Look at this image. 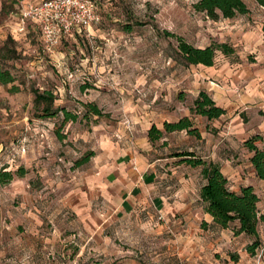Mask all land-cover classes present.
Instances as JSON below:
<instances>
[{"label": "rangeland", "instance_id": "374dc122", "mask_svg": "<svg viewBox=\"0 0 264 264\" xmlns=\"http://www.w3.org/2000/svg\"><path fill=\"white\" fill-rule=\"evenodd\" d=\"M40 1L0 0V49L7 44L16 50L3 64L17 86L0 84V173L12 176L0 180V264H167V257L177 259L155 250L161 246L158 238L167 236L149 235L150 227L134 234L127 217L106 219L103 232L92 235L95 221L84 218L74 203L89 193L83 186L91 162L106 143L123 142L117 137L123 132L130 140L136 125L161 128L163 119L192 115L189 108L204 85L227 84L237 93L252 79L245 80L244 72L264 67V51L258 50L260 40L264 44V9L243 0L248 14L211 20L193 7L197 0H93L99 19L48 50L34 22L17 31L22 8ZM165 31L197 47L225 42L233 52L216 51L211 67L186 65L175 37ZM33 89L53 92L56 114L37 117ZM86 102L102 115L87 113ZM61 108L77 119L63 122ZM239 116L246 121L243 112ZM162 142L151 143L158 148ZM258 143L264 146L261 136ZM240 147L238 140L237 152ZM158 150L153 153L176 154ZM84 156L88 160L77 163ZM238 156L245 165L243 153ZM259 194L260 212L264 189ZM257 231L259 245L252 253L246 250L249 239L240 236L233 244L239 251L216 252L214 264H235L231 254L239 257L236 264H264V232L259 225ZM213 257L212 252L201 255L195 264H213ZM178 261L171 264H192Z\"/></svg>", "mask_w": 264, "mask_h": 264}, {"label": "crops", "instance_id": "0c3cea01", "mask_svg": "<svg viewBox=\"0 0 264 264\" xmlns=\"http://www.w3.org/2000/svg\"><path fill=\"white\" fill-rule=\"evenodd\" d=\"M244 14H248V8ZM261 42L262 40L258 46L260 53L264 51V44ZM244 75L245 80L251 76L252 79L240 84L237 93L227 84L222 87L203 86L201 90L207 92L224 113L213 119L183 114L192 119L199 137L188 134L185 130L165 132L160 138L162 146L156 148L147 135L150 127L141 130L136 125L133 126V138L130 140L123 132L122 136H117L123 137V142L109 141L103 146V152L94 156L92 171L86 177L88 184L83 186H88L89 193H83L74 203L82 209L84 218L95 221V227H89L92 235L99 236L103 232L108 226L103 224L106 219L127 217L131 220L130 227L134 234L139 227H150L147 230L149 235H173L174 239L159 237L161 246L155 250L169 252L165 255H174L179 261L187 259L192 264L209 252L214 255L213 264L216 263L215 253L234 249L233 244L240 236L251 241L249 236L242 233L234 235L231 226L219 228L212 223L199 197L200 187L205 183L200 167L182 162L183 157L176 155L181 151H192L202 159L216 163L226 177L230 190L236 192L239 187L250 185L259 199L264 182L253 174L248 162L250 152L243 145L237 152L235 143L239 140L242 144L253 134L261 136L264 141V67L249 69ZM255 108L262 109V114H258ZM242 112L245 114V122L239 116ZM178 119L179 117L163 119V122ZM212 128L217 129L215 135L210 132ZM258 146L260 147V143ZM157 149H173L176 154L167 152L165 155H156L153 152ZM240 153L246 159L245 165L238 156ZM260 213H264V210ZM259 228L263 232L262 224ZM96 246H99L98 241ZM238 251L237 249L236 252ZM163 253L161 254L165 259ZM160 259L156 258L154 261ZM177 259L167 257L165 260L167 264H171L173 261L177 262ZM238 260V256L231 254V262L236 264Z\"/></svg>", "mask_w": 264, "mask_h": 264}, {"label": "trees", "instance_id": "16d2710c", "mask_svg": "<svg viewBox=\"0 0 264 264\" xmlns=\"http://www.w3.org/2000/svg\"><path fill=\"white\" fill-rule=\"evenodd\" d=\"M257 5L264 9V0H254ZM2 7L4 3L2 2ZM193 7L202 12L205 17L211 20L218 18H232L236 14H244L247 7L243 0H197ZM83 30H73L77 34ZM166 36L175 37L177 46L176 52L180 59L186 65L202 64L210 66L213 63L215 52L219 51L223 55L233 52V48L225 42L211 43L205 47H197L187 42L181 36L173 33L164 32ZM7 53V54H5ZM16 50L9 48L4 44L0 49V84H12V90H16L15 76L3 64L5 59L14 57ZM34 103L37 109V117L52 116L57 113L58 108L54 107L55 95L51 90L33 89ZM85 111L93 116H101V110L93 103L86 102L83 104ZM62 112V121L76 120L77 114L72 113L64 108L59 109ZM191 114L201 115L207 119L217 118L224 113V110L217 106L204 90H200L197 97L193 100L189 108ZM185 130L188 134L199 137V131L194 126L189 116H182L177 121H164L162 127L151 125L147 131L148 138L151 142L160 139L165 132ZM58 133V132H57ZM260 136L253 134L246 138L242 145L250 152L248 162L250 163L254 176L264 182V146H258ZM181 156L182 162L191 166L200 167V173L205 183L200 187L199 197L204 204L203 209L211 217L213 224L219 228L231 226L234 235L240 233L247 235L251 241L246 245V250L252 253L259 245L258 225H263L264 232V213H260L257 208L258 197L252 186L246 185L239 187L238 191L229 189L226 177L221 173L216 163L202 159L192 151H181L176 154ZM88 156L82 157L77 163H85ZM9 171L0 173V180L6 181L11 179Z\"/></svg>", "mask_w": 264, "mask_h": 264}, {"label": "built area", "instance_id": "2783aa9c", "mask_svg": "<svg viewBox=\"0 0 264 264\" xmlns=\"http://www.w3.org/2000/svg\"><path fill=\"white\" fill-rule=\"evenodd\" d=\"M98 19L93 0H41L22 8L17 31H24L29 22H34L49 50L73 30H83Z\"/></svg>", "mask_w": 264, "mask_h": 264}]
</instances>
